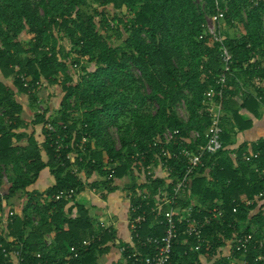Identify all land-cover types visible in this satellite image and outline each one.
Segmentation results:
<instances>
[{
    "label": "trees",
    "instance_id": "16d2710c",
    "mask_svg": "<svg viewBox=\"0 0 264 264\" xmlns=\"http://www.w3.org/2000/svg\"><path fill=\"white\" fill-rule=\"evenodd\" d=\"M217 3L225 12V44L232 55V73L221 99L223 149L204 159L179 207L191 206L197 218L213 208L222 209L224 216L204 230L206 244L199 250L194 239L178 237L173 264H237L221 256V249L236 234L254 232L256 240L264 239V210L246 205L264 191V179L254 171L256 166L264 168V139L236 145L237 136L253 126L247 116L261 117L264 107V0H204L203 8L197 0H0V167L9 170L8 191L0 194V213L3 200L9 203L18 194L26 196L22 215L11 211V222L2 226L0 221V243L22 241L24 264H99L101 257L119 246L115 229L104 230L91 215V207L78 197L52 199L60 190L75 188L80 194L89 185L72 174L75 163L63 159L62 164L56 158L44 127L48 122L68 143L79 144L84 135L90 137L83 161L76 162L87 176L107 177L111 173L105 164H116L114 178L130 176L133 190V154L147 150L166 129H178L184 137L192 131L205 133L210 125L205 93L214 86L222 63L219 44L200 36L207 16L216 13ZM110 6L116 9L111 21ZM99 27L112 35H102ZM233 28L240 36L230 34ZM24 34L30 39L23 41ZM70 63L82 71L76 82L68 74ZM91 64L93 71L88 69ZM132 67L140 77L133 74ZM20 76L29 79L28 87ZM37 82L59 85L64 93L52 119L47 117L49 109L39 114L34 107L42 88ZM21 96H29L35 110L32 133L22 131L29 125L22 118ZM181 101L189 112L187 123L175 110ZM40 126L45 138L42 144L36 138ZM112 128L118 130L120 149L111 140ZM248 151L260 152V159L246 162L243 154ZM153 155L149 151L148 159ZM171 165V176H180L182 167L175 160ZM45 170L54 183L44 192L29 191ZM166 182L156 179L145 185L151 198L143 209L154 206L155 196ZM2 185L0 174V188ZM91 186L108 193L116 190L102 179ZM142 235L161 236L163 228L150 216ZM93 238L79 258L62 259L70 246ZM258 255H264V245L251 249L249 264H264L255 260ZM232 257L241 255L234 252Z\"/></svg>",
    "mask_w": 264,
    "mask_h": 264
},
{
    "label": "built area",
    "instance_id": "2783aa9c",
    "mask_svg": "<svg viewBox=\"0 0 264 264\" xmlns=\"http://www.w3.org/2000/svg\"><path fill=\"white\" fill-rule=\"evenodd\" d=\"M224 17L225 12L221 11L217 3L216 13L210 16L209 22L205 25L204 34L200 36V39L208 36L212 43L216 42L219 44V54L222 63L221 72L217 76L214 86L210 87L205 93L204 105L210 118V125L205 133L201 135L197 131H192L188 137H184L178 129H166L149 144L147 150H141L131 156L132 168L136 175V188L134 192L129 191L127 194L130 202L129 235L118 246L119 253L127 261V264L129 261H132L133 264H173L174 242L178 237L186 236L194 239L196 242L195 249L199 250L206 244V240L203 238L204 230L224 216L222 209L213 208L203 218H197L193 216V208L191 206L185 210L179 207L181 196L191 190L193 178L198 170L204 166V159L218 154L223 149V128L221 126L223 110L221 99L228 77L232 73V55L225 44V37L221 29ZM20 78L26 83L25 86L28 87L27 82L29 79L25 76H20ZM36 85L39 87L41 82H37ZM259 99L261 100V98ZM45 112L42 106L38 110L39 114H44ZM44 127L51 136L56 158L62 164L64 163L63 159L75 163L72 167V174L78 181L87 184L85 181L87 173L85 170L80 169L76 162L83 161V156L86 154V144L89 143L90 137L84 135L79 144H75L74 140L68 143L66 142V137L57 133L53 124L48 122ZM111 130L116 134L117 149H120L121 139L118 130L117 128H112ZM113 137L115 139L114 135ZM148 150L154 152L152 159H148ZM79 151L82 156L77 153ZM63 152L66 153L63 155ZM232 157L236 158V154L233 153ZM260 157V152L248 151L243 154V158L249 163H255ZM173 160H175V165L178 164L183 169L180 176H171L174 171V166L171 165ZM116 166V164H108L106 169L111 174L102 178V180L111 183L112 186L117 185L118 181H121V179L114 178ZM254 171L259 178L264 179V168L256 166ZM156 179H167V182L160 186V192L155 196V204L149 207L150 210L148 211L143 209V204H147L151 198L145 185L152 184ZM77 191L75 188L60 190L53 195L52 199L55 201H71L78 197ZM92 192L99 193L103 191L93 188ZM246 205H257V209L264 210V191L259 193L254 200L248 201ZM12 215L13 212H10L5 225L11 222L9 217ZM150 216H153L156 223L163 228V235H142L144 225ZM101 226L104 230L109 231L113 228V226L104 223H101ZM93 240L95 238L70 246L62 254V259L69 261L79 258L82 250L89 246ZM47 245L50 246L51 241H47ZM263 245L264 239L256 240L254 232L242 233L236 234L221 251L229 247V253L224 255L225 258L232 259L237 264H249L247 258L251 249L256 250L258 247L262 248ZM23 247L24 243L19 240H8V245L0 243V264H24ZM144 250L147 251L146 254L142 252ZM234 252L240 253L241 257L233 258ZM37 258L41 259V254H38ZM255 260L263 262L264 255H258Z\"/></svg>",
    "mask_w": 264,
    "mask_h": 264
},
{
    "label": "rangeland",
    "instance_id": "374dc122",
    "mask_svg": "<svg viewBox=\"0 0 264 264\" xmlns=\"http://www.w3.org/2000/svg\"><path fill=\"white\" fill-rule=\"evenodd\" d=\"M197 4L201 8H203L204 7V0H197ZM115 11H116V9L114 7H112V6H110V7L107 8V14H108V18H109L110 21H111L112 15L115 13ZM210 16H207L206 23L209 22L208 20H209ZM244 17H245V15H244ZM262 18H263V33H264V14H263ZM221 29H222L223 35H224V32L225 31H228L227 28H226V25H222L221 26ZM205 30H206V27H205ZM99 31H100V33L102 35H106V34L112 35L111 34L112 32L106 33V31H110V30H106L105 28H102V27H99ZM229 32H230V34L237 35V36H240V34H241L240 31L238 29H236V28L231 29ZM30 37L31 36L24 34V35H22L21 39L23 41H26V40L30 39ZM115 44L118 45V44H120V42L117 41V40H115ZM66 46L67 47L70 46L69 43H68V41H66ZM85 63L86 62H84L83 64H85ZM85 65H87V64H85ZM88 69L90 71H93L95 69L94 64L89 65L88 66ZM132 71H133V74L136 77H140L141 76L140 72L136 68L132 67ZM81 72L82 71H81L80 68H76L75 66L71 65V63L69 64V72H68V74L73 78V80L75 82L78 80L79 74H81ZM0 80H3V78H1V75H0ZM41 87L42 88H40V90L38 92V95H37V97L39 99L38 100V103H36L34 105V107L37 109V112H38V110H40L41 106L43 107V109H45V111L47 109H49V112L47 113V117L50 118V119H52V118H54V116H56V112L59 110V108L61 106V101H62V98L64 96V93H63V91L61 89V86H59V85L48 86L46 83L45 84L43 83L41 85ZM18 99L21 102V104H23V107L26 108V112L24 114H22V118H23L24 122L25 123L28 122V125H29L28 129H26V130H23L22 129V131L27 132V133H32L33 132V127L31 126L30 123H31V121L33 119L35 110L33 109L32 105H31V100H30L29 96H21V97H18ZM175 110H176V113H177L178 118L182 122L187 123L190 116H189V112L187 110L186 102L185 101H181L180 103H178L177 106H176V108H175ZM41 128H42V126H40L39 128H37V130H36V133H37L36 134V138H37V140H38V142L40 144H42L43 141H44V139H45L44 138V133L42 132V129ZM111 133L115 136V139H114V137H113V135ZM110 134H111V136H110L111 137V140H113L115 142V148L117 149V144H116V141H115L116 140V134H114V131L113 130L110 131ZM45 160H47L46 157H45ZM108 164L109 163H106L105 166H107ZM8 171L9 170L6 167H4L3 165L0 167V172H1L0 174H1V177H2V181H3V186H6L5 189H1L2 187L0 188V193L2 195H5L7 193V191H8V188H9V172ZM47 171L48 170L43 171L41 175L45 174ZM49 174L50 173L48 172L47 173V176ZM86 178H85V181L87 182V184L89 186L83 192H84V194H87V193H90V192L91 193L90 194H87L86 195L87 197H85V195L83 196L82 195L83 194L82 192L80 194H78V198H80V196L83 197V198H80L81 199L80 200L81 202L84 201V199H87V198H88L87 200L93 201L92 197H94V195H96V194H93V192H92L93 186H91V185L94 184V183H96V182H99L102 179L97 174H95L92 177L87 176ZM115 187H116V190H115L114 193H112V196H110L111 193H108L106 191V195L109 196V198H110V202L109 203L106 202V207H109L108 204L109 205L110 204L114 205L113 204V199L114 198H115L116 201L118 199L121 200V201H123L124 204L122 205L123 208H122L121 217H122V219L125 218L124 220L127 221L128 215L125 214V211H127L128 209H126L127 208V204H126L125 201H128L129 200L128 199V196H127L128 192L129 191L134 192L133 186H132V178L130 176H128L127 178L125 177L124 179H121V181L120 182L118 181V183H117V185H115ZM101 195H102V193H100V195L98 194V197L96 198L97 201L96 200H94V201L95 202H98L100 204L101 201H103L102 199L99 200V198L101 197ZM103 195H105V194H103ZM23 198H25V195L23 196ZM22 201H24V200H22ZM100 205H102V204H100ZM92 207L93 206H91V215L93 217H95L97 219H98L99 216L101 218H102V216H103V218L104 217H108L109 218V212L108 213H105L104 212V214H103L102 211L96 210V209H94V207L93 208ZM18 211H19L18 209H15L14 210L15 214L22 215L21 213L19 214ZM97 212L99 214H96ZM111 212H112V210H110V213ZM33 220L37 221L38 218L37 217H33ZM228 253H229V247H227L225 250L223 249L221 251V256L224 257V255H227ZM116 255H119V251H118V248L117 247L113 248L112 251H111V253H110V256H114L115 257Z\"/></svg>",
    "mask_w": 264,
    "mask_h": 264
},
{
    "label": "crops",
    "instance_id": "0c3cea01",
    "mask_svg": "<svg viewBox=\"0 0 264 264\" xmlns=\"http://www.w3.org/2000/svg\"><path fill=\"white\" fill-rule=\"evenodd\" d=\"M2 78V77H1ZM19 100V99H18ZM26 112V108L24 107V111L23 114ZM247 117L251 118L253 121V126L250 130L246 131L243 134H239L236 138V145H240L243 142L247 141L249 144L257 142L260 139H264V107L262 109V114L261 117L259 118H254L251 115H248ZM28 124V122L26 123ZM49 172V170L43 174L40 175V178L38 179V181L29 188V191H39V192H44L45 189L49 188L53 183H54V177L51 175V173L47 176V173ZM5 185V184H4ZM1 189H5L6 186H1ZM100 191H103L102 188L98 189ZM90 192V191H89ZM83 196L85 195V197H87V194H84V192H82ZM100 193H102L101 197L99 198V200H103L101 201L100 205L98 202H95L94 200L97 201V197L98 194L100 195ZM103 193L105 195H103ZM114 193V192H112ZM112 193L110 196H112ZM1 194V193H0ZM96 194L94 195V197H92L93 201H89L87 199H84V203H86L88 206H93L94 209L102 211V213H108L109 212V218L108 217H104L102 216V218L99 216L98 217V221L99 223H104V224H109L110 226H113V228L115 229V231L117 232V238L118 240V245L120 243H122L123 241H125L128 238L129 235V231H128V219L130 216V202L125 201L127 204V211H125V214L128 215L127 217V221L122 219L121 214H122V208H123V201L121 200H115V198L113 199V204H108L109 207H106V202H110V198L109 196L106 195V191L104 192H99V193H93ZM2 195V194H1ZM24 194H18V196L16 198H14L13 200H11L9 203L6 202V200H3L2 204H3V211L0 213V221H2V226L3 224L5 225V221H8V215L10 211H14L15 209H18L19 214H22V210L23 207L26 203V196L25 198H23ZM80 198H83L80 196ZM79 198V200H81ZM24 200V201H22ZM91 200V199H90ZM92 207V208H93ZM108 209V210H107ZM110 210H112V212L110 213ZM129 211V212H128ZM96 214H99L98 212ZM6 215V216H5ZM121 217V218H120ZM4 221V222H3ZM115 248V247H114ZM118 248V246H117ZM112 251V250H111ZM110 251V253H111ZM119 251V250H118ZM110 253H108L107 255L103 256L100 258L99 260V264H127V261L120 255H116L114 256H110Z\"/></svg>",
    "mask_w": 264,
    "mask_h": 264
}]
</instances>
